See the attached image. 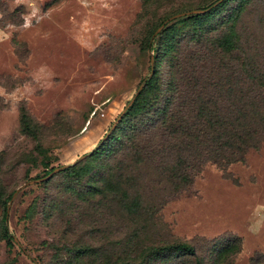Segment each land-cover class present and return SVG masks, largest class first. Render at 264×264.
Returning <instances> with one entry per match:
<instances>
[{"label": "rangeland", "instance_id": "374dc122", "mask_svg": "<svg viewBox=\"0 0 264 264\" xmlns=\"http://www.w3.org/2000/svg\"><path fill=\"white\" fill-rule=\"evenodd\" d=\"M210 1L29 0L42 19L25 30L22 14L31 10L27 4L0 0V29L10 33L0 40V88L6 93L20 89L21 96L14 103L0 95V195L12 191L6 223L17 242L8 247L0 238V264H194L195 257L179 252L162 251L147 261L149 249L176 242L191 245L201 264H264V213L254 214L257 205H264V136L240 161L223 168L205 162L175 194L161 197L154 187L145 190L148 201L162 199L147 221H129L112 202L96 208L73 200L61 176L47 185L30 182L44 177L50 166L78 161L104 139L150 75L151 51L141 43L146 32L166 15L149 38L154 49L164 21ZM236 32L240 43L251 41L250 54L264 69L261 1L251 0L245 7ZM193 45L177 46L182 77L190 65L207 70L221 57L212 55L209 44ZM168 64L161 66L163 73ZM42 67L46 71L36 81ZM25 84L31 93H24ZM22 104L40 126V153L20 130ZM42 160L49 162L47 168ZM54 198L56 206L50 209ZM32 200L35 210L25 217ZM84 246L92 249L81 259L65 249Z\"/></svg>", "mask_w": 264, "mask_h": 264}, {"label": "trees", "instance_id": "16d2710c", "mask_svg": "<svg viewBox=\"0 0 264 264\" xmlns=\"http://www.w3.org/2000/svg\"><path fill=\"white\" fill-rule=\"evenodd\" d=\"M215 1L197 7H209L201 13L167 21L155 34L154 49L149 38L166 15L146 32L141 43L144 50L151 51L150 75L114 128L85 157L40 183L47 185L61 176L73 200L96 208L112 202L116 212L136 223L149 220L162 194L179 192L191 181L192 171L205 162L223 168L240 161L247 149L260 144L264 136V69L257 68L250 54L251 41L240 43L236 32L240 16L251 0H238L229 8L225 6L233 0L212 5ZM259 1L264 5V0ZM181 42L193 47L209 44L213 46L212 55L221 57L207 70L190 65L187 77H182L176 53ZM234 52L236 57L232 56ZM165 63H169L168 71L163 73L161 66ZM220 76L224 77L222 81ZM18 112L20 130L33 139L40 153V126L23 104ZM42 161L47 168L49 162ZM53 168L48 167L44 174ZM152 187L159 191L160 200L146 199L144 191ZM11 193L0 195V238L8 247L17 244L6 223V202ZM55 199L50 209L56 206ZM34 210L32 200L23 215L31 216ZM65 249L81 259L92 248ZM162 251L189 254L195 257L194 264H201L194 248L184 242L149 249L147 261Z\"/></svg>", "mask_w": 264, "mask_h": 264}, {"label": "clouds", "instance_id": "9594fccd", "mask_svg": "<svg viewBox=\"0 0 264 264\" xmlns=\"http://www.w3.org/2000/svg\"><path fill=\"white\" fill-rule=\"evenodd\" d=\"M22 3H26L27 7L31 9L30 11H27L25 14H22V19L24 21L23 25L21 26L23 29L27 30L30 29L33 26V21L36 23H39L42 17L39 15L40 9L36 7L34 2H29V0H16V4L20 5ZM6 28L9 30H16V25L13 24H7ZM10 33H6L5 30L0 29V40L8 39ZM46 69L41 68L39 70V73H37L33 78L36 81H39L41 79V74L45 73ZM51 75L50 73L48 74ZM20 92V89L15 90L12 93H6V90L4 88H0V95H3L8 100H12L14 103L18 102L21 99V96L18 95ZM32 88L30 85L25 84L24 85V93H31ZM262 213H264V205H257L256 209L254 210V214L257 216H260ZM264 219V217H261Z\"/></svg>", "mask_w": 264, "mask_h": 264}, {"label": "water", "instance_id": "95a60500", "mask_svg": "<svg viewBox=\"0 0 264 264\" xmlns=\"http://www.w3.org/2000/svg\"><path fill=\"white\" fill-rule=\"evenodd\" d=\"M219 1H220V0L215 1L212 5L217 4ZM207 8H209V7H207ZM207 8H205V9H197V10H191V11H188L187 13H178V14H175V15L169 17L168 19L175 18V17H178V16H182V15H184V14L201 13V12L205 11ZM168 19H166V20H168ZM164 22H165V21H164ZM164 22L160 25V27L163 26ZM141 86H142V85H141ZM141 86L135 91V93H134V95L132 96V98L130 99V101L126 103V105L124 106L123 110H122L121 113L118 115V117H117L115 123L111 126V128L109 129V131L104 135V138L108 135V133H109L110 130L114 127V125L116 124V122L121 118V116H122V114L124 113L125 109H126V108L128 107V105L131 103V101L133 100L135 94L139 91V89L141 88ZM85 156H86V154L81 155L77 160L82 159V158L85 157ZM67 165H68V164L60 165V166H58V167H54V168H53L50 172H48L44 177H42V178H40V179L32 180V181H30V182H36V181L38 182V181H41V180H45V179L49 178L52 174L58 172L59 170H61V169L64 168V167H66ZM19 188H20V187H18L16 190H18ZM15 192H16V191H15ZM7 208H8V207H7Z\"/></svg>", "mask_w": 264, "mask_h": 264}]
</instances>
